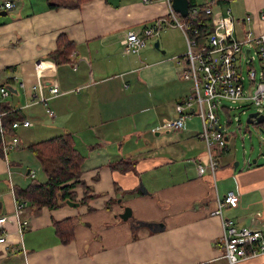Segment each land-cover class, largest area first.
Segmentation results:
<instances>
[{"label":"crops","instance_id":"obj_1","mask_svg":"<svg viewBox=\"0 0 264 264\" xmlns=\"http://www.w3.org/2000/svg\"><path fill=\"white\" fill-rule=\"evenodd\" d=\"M8 1L12 8L4 7ZM50 2L57 3L0 0V87L9 91L0 96V105L8 103L33 125H44L48 118L57 134L69 131L84 156L81 179L96 196L88 203L93 210L85 204L27 207L20 216L22 232L15 223L6 226L9 248L0 244V264H228L219 242L221 218L213 214L217 197L230 190L238 194L236 207L222 209L224 219L237 226L264 224V162L236 177L220 169L213 180L209 171L197 172V164L207 162L201 127L186 123L181 130L157 128L165 102L174 101L173 119L175 103L186 96L177 60L186 45L175 46L165 38L164 44L159 40L163 52L145 43L138 54L123 55L121 40L130 30L151 28V38L178 29L167 17L165 1L119 0L113 6L107 0H89L77 8H51ZM257 11L253 26L260 31ZM60 33L75 44L71 61L78 62L76 69L70 63L55 65L47 57ZM38 60L46 65L41 72L44 95L50 96L53 83L60 91L46 104L38 101L34 88ZM9 66L15 70H5ZM29 128H21L23 134ZM18 129L5 138L16 136L19 148ZM39 135L25 138L26 145ZM226 157L217 150L218 165L226 164ZM118 159L132 162L131 169H111L109 164ZM21 163L0 157V215L14 210L9 181L14 187L36 175ZM76 192L80 199L82 191ZM124 207L131 209L126 221L117 216ZM64 218L74 224L67 244L59 242L52 226ZM235 264H264V255Z\"/></svg>","mask_w":264,"mask_h":264},{"label":"built area","instance_id":"obj_2","mask_svg":"<svg viewBox=\"0 0 264 264\" xmlns=\"http://www.w3.org/2000/svg\"><path fill=\"white\" fill-rule=\"evenodd\" d=\"M149 1L144 0V2ZM164 1L168 7L167 17L179 29L186 45L185 53L181 59H177L182 63L180 76L183 80L190 81L192 88L188 95L175 103L176 116L164 121L157 128L181 130L186 126L187 121L197 117L201 125L199 138L204 143L207 158L205 165L197 164V172L203 174L209 171L214 180L218 165L217 150L228 151L224 126L218 130L220 126L218 114L227 113L233 105L237 108L246 105L256 106L259 113H261L260 109H264V0L256 17L263 27L260 31L253 26L255 15L252 13H246L242 18H234L230 9L225 12L222 9L215 10L214 3L208 1L203 6H189L187 16L181 17L173 10L172 0ZM230 1L235 0H216L218 5ZM12 6L9 1L4 3L5 8ZM151 34L152 29L147 27L140 31H127L121 40L123 52L138 54ZM251 48L254 55L250 52ZM255 59L260 66L258 75L253 64ZM77 64L78 62H74L72 68L76 69ZM45 67L43 60H38L34 64L36 72L34 88L39 93L38 101L44 104L49 97L60 94L57 83H53L49 89L50 96L44 95L41 72ZM82 88L81 86L75 90L78 92ZM8 95V89L0 87V96ZM46 111L48 116L54 117L51 109L46 108ZM3 114L0 111V136L3 157L7 159L8 153L17 147L18 139L16 136H11L9 140L5 138L1 126ZM31 126L32 123L27 119H20L11 124L14 130ZM31 176H34L33 172ZM8 177L10 178L9 173ZM9 187L13 196L14 210L11 215H0V244L6 245V248H9L6 226L15 223L19 232H22L25 222H22L20 216L28 207L26 200L15 197L10 181ZM238 201V194L235 191H227L221 198L217 197L216 208L213 211V214L221 218L222 233L219 242L223 245L224 257L228 264H234L239 259L264 255V229L237 228L232 220L222 217V209L234 208Z\"/></svg>","mask_w":264,"mask_h":264},{"label":"trees","instance_id":"obj_3","mask_svg":"<svg viewBox=\"0 0 264 264\" xmlns=\"http://www.w3.org/2000/svg\"><path fill=\"white\" fill-rule=\"evenodd\" d=\"M58 1L57 3L50 2L49 7L77 8L89 0ZM189 6H196L195 1L189 0ZM199 6H203V4ZM199 17L201 19L203 18V16ZM55 43L56 47L48 53V59L58 66L65 63L72 65L75 62L71 61V58L75 56V44L73 41L69 40L65 34L60 33L57 35ZM5 70H15V66L6 67ZM0 111L4 113L1 117V126L4 133H14L11 124L14 121L22 119L21 114L18 110H13L8 103H2L0 105ZM261 124L264 125V121ZM26 149L33 155L34 160L37 162L43 180L38 181L35 177H30V183L24 186L14 185V195L17 199L26 200L28 207L36 210H40L42 207L55 209L69 203L85 204L88 210H93L88 203L96 194H91L92 188L81 179L84 156L76 148L73 136L69 131L38 140L27 145ZM220 153L222 154L223 152ZM0 157H3L1 136ZM109 166L115 171L125 172L131 169L132 162L118 159L112 161ZM77 188L82 191V197L80 199H77ZM119 190V187L115 185V191L119 192ZM52 226L54 234L61 244H67L73 239L74 224L70 218L53 221Z\"/></svg>","mask_w":264,"mask_h":264},{"label":"rangeland","instance_id":"obj_4","mask_svg":"<svg viewBox=\"0 0 264 264\" xmlns=\"http://www.w3.org/2000/svg\"><path fill=\"white\" fill-rule=\"evenodd\" d=\"M53 1L59 2L58 0H53ZM195 2L196 4H201L205 2V0H195ZM209 2L212 4L214 3L215 10L222 9L225 12L227 9H230L231 15L234 18H242L246 13H252L255 15L256 13L255 11L259 9L262 0H235L221 5H218L216 0H211ZM164 28L166 27H163V29ZM165 38L171 40L175 46H179L180 44H182V46H185L182 34L178 29H167L165 31H162L160 35L152 36L150 39L146 40V46L151 47V49H154L155 41L159 42L160 40L162 44H164ZM160 47H159V51H162V49L164 50L163 47H161V49ZM182 49L184 50V51L182 50V53L183 52L185 53V47H182ZM250 52L252 55H254L253 48H251ZM121 53H123V55L125 54L123 52V49H121ZM253 64H254L255 72L258 75L260 71L258 60L255 59L253 61ZM182 86L183 89L185 90V94L188 95L192 88V83L187 80H182ZM172 102L170 103L165 102V111H164L165 115L162 118H159V122H157L159 125H161L162 122L169 120L168 118L171 117L170 114L173 115V107L171 108V106H173L174 103ZM226 105L228 106V103H226ZM255 111H258L256 106L246 105L241 108H237L236 105H233V108L229 109L227 113L220 112L218 114L219 124L220 126H224L223 131L225 132V137H227V146L229 150L226 152L227 155L226 164L217 165L215 169L216 176H218L220 169L225 168L230 172L232 176L236 177L242 171L245 172L253 169L255 164L261 165L264 162V125H262L261 123L246 122V118L248 114ZM260 112L264 114V109H260ZM198 122H199V126L197 125ZM43 123L44 125H41L40 122L37 123L36 125H33L32 123V127L28 129L29 131L26 135L23 134L25 133V131L19 128L16 134L21 136L20 150L22 151L21 153H17L12 150V152L10 151L8 154V157L11 160L20 161V159H22L21 164L24 169L28 168L30 170L32 169L33 171H36L35 179L38 181L43 180V176L40 173L39 168H37L36 163L32 160L34 159L33 155L26 149L27 143L24 140L25 138H29V136H31L33 133L35 134V136L37 135V133H40L38 139L41 140L54 136L59 131L55 129L52 130V127L54 126L51 125V120H49L48 118L47 121L43 119ZM187 123L190 124V126L193 129L194 127L196 129H200L201 127L200 120L197 117L192 118V121H188ZM154 124L155 123H151L150 126ZM193 124L196 126H193ZM235 163H237V165H235ZM26 179H27L26 182L24 184H21V186L30 183L31 178L27 177ZM231 180H233V177H231ZM233 224L237 228L250 227V228L264 229V224H259V225L253 224L251 226H237L235 223ZM251 257H258V255ZM244 259H239L238 261ZM238 261H236L235 263H237Z\"/></svg>","mask_w":264,"mask_h":264},{"label":"water","instance_id":"obj_5","mask_svg":"<svg viewBox=\"0 0 264 264\" xmlns=\"http://www.w3.org/2000/svg\"><path fill=\"white\" fill-rule=\"evenodd\" d=\"M111 5L117 6L119 4V0H107ZM171 6L173 10L181 17H186L189 8V0H172ZM154 48L159 49V42L155 41ZM163 52V51H161ZM264 121V114L259 113L258 111L249 113L246 122L247 123H262ZM222 126H218V130H221ZM237 165V163H235ZM28 173V171H27ZM76 203H69L68 205H75ZM121 220L126 221L131 217V209L129 207H124L123 211L117 215Z\"/></svg>","mask_w":264,"mask_h":264}]
</instances>
